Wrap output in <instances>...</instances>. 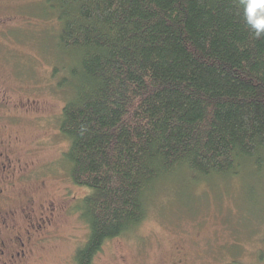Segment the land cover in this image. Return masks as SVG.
<instances>
[{"label":"trees","instance_id":"trees-1","mask_svg":"<svg viewBox=\"0 0 264 264\" xmlns=\"http://www.w3.org/2000/svg\"><path fill=\"white\" fill-rule=\"evenodd\" d=\"M34 16L52 22L56 47L75 61L72 82L58 85L70 94L60 159L89 190L75 264L135 230L155 185L177 173L264 175V39L238 0H46Z\"/></svg>","mask_w":264,"mask_h":264},{"label":"rangeland","instance_id":"rangeland-1","mask_svg":"<svg viewBox=\"0 0 264 264\" xmlns=\"http://www.w3.org/2000/svg\"><path fill=\"white\" fill-rule=\"evenodd\" d=\"M45 4L46 0H0V15L17 18L0 37V55L6 62L0 66V76L9 82L13 100L40 102L44 115L40 120L21 115L23 121L11 133L25 149L44 143L43 150L31 156L41 164L40 179L24 184L21 192L37 204L63 202L71 210L58 233L60 240L39 251L33 264H75L76 252L89 235L80 210L89 190L67 181L59 157L69 142L58 130L70 97L58 85L72 82L70 68L75 61L56 47L52 22L35 18ZM239 176L190 180L177 173L158 182L147 196L145 221L108 241L93 264H113L118 258L123 264H255L254 253L264 241V175L254 176L248 167Z\"/></svg>","mask_w":264,"mask_h":264},{"label":"flooded vegetation","instance_id":"flooded-vegetation-1","mask_svg":"<svg viewBox=\"0 0 264 264\" xmlns=\"http://www.w3.org/2000/svg\"><path fill=\"white\" fill-rule=\"evenodd\" d=\"M14 18L0 15V37L7 34L5 27ZM1 56L0 66H4L6 62ZM10 92L9 82L0 76V264H33L39 251L60 240L58 233L71 210L63 202L59 205L53 201L37 204L33 197L21 192L24 184L40 179L37 168L41 164L31 156L43 150L44 143H38V148L25 149L21 146L22 140L11 133L16 129L14 125L21 124L26 114L36 115L34 118L38 120L44 119V115H41L40 102H22L21 97L13 100ZM67 181L72 183L69 177ZM112 263L123 264V261L118 258Z\"/></svg>","mask_w":264,"mask_h":264},{"label":"clouds","instance_id":"clouds-1","mask_svg":"<svg viewBox=\"0 0 264 264\" xmlns=\"http://www.w3.org/2000/svg\"><path fill=\"white\" fill-rule=\"evenodd\" d=\"M242 21L255 39H264V0H238Z\"/></svg>","mask_w":264,"mask_h":264}]
</instances>
